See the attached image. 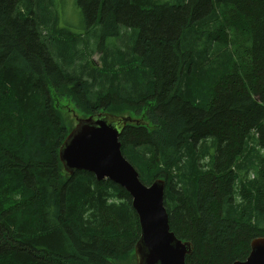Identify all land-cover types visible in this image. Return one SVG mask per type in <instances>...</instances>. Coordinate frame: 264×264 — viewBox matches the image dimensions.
<instances>
[{
  "label": "trees",
  "instance_id": "obj_1",
  "mask_svg": "<svg viewBox=\"0 0 264 264\" xmlns=\"http://www.w3.org/2000/svg\"><path fill=\"white\" fill-rule=\"evenodd\" d=\"M75 1L104 56L87 72L71 70L84 35L60 34L53 0H0V264L134 260L129 193L60 164L73 119L53 91L90 116L146 109L122 152L145 186L166 181L185 262L245 261L264 238V0ZM127 32V51L109 45Z\"/></svg>",
  "mask_w": 264,
  "mask_h": 264
},
{
  "label": "water",
  "instance_id": "obj_2",
  "mask_svg": "<svg viewBox=\"0 0 264 264\" xmlns=\"http://www.w3.org/2000/svg\"><path fill=\"white\" fill-rule=\"evenodd\" d=\"M132 121L103 112L78 119L59 150L60 164L70 176L89 172L98 181L109 180L129 193L141 228L135 264H187L194 245L171 231L164 198L166 181L158 179L145 186L122 152L120 137ZM250 247L248 258L234 264H264V238L253 240Z\"/></svg>",
  "mask_w": 264,
  "mask_h": 264
},
{
  "label": "rangeland",
  "instance_id": "obj_3",
  "mask_svg": "<svg viewBox=\"0 0 264 264\" xmlns=\"http://www.w3.org/2000/svg\"><path fill=\"white\" fill-rule=\"evenodd\" d=\"M55 3V6L52 9H57L59 16L61 18L58 19V22L61 23V31L60 34L64 31V28H67L71 34H74L76 38V35L83 34L84 39L82 38L78 43V50L81 52L80 58L77 59L75 62V65L71 68L73 71L81 72L85 71L84 69L86 66L90 65L93 68H101L103 65V53L97 48L95 45V35L90 34V32H86L87 25L85 24L81 15V11L76 5L75 0H53ZM44 17V16H43ZM63 29V30H62ZM126 33L123 32V36ZM59 34V33H57ZM135 32L134 35H132L131 32H127V36L123 38V36L119 39H112L109 41V45L113 46V44L120 49H123L127 51V45L132 44L134 40L136 39ZM54 35V34H53ZM56 35H54L55 37ZM99 37V35H98ZM88 64V65H87ZM87 72V71H85ZM98 89V88H97ZM53 100L55 101L57 108L59 112L63 114V119L66 118L73 119V129L76 127L78 123V119H86L90 117L88 115V112L85 111V109L80 106L74 97L72 96V93L70 91H66L63 93H55L53 91ZM112 115H116L119 117H130L132 118L133 123H148L146 118V109H131V108H122L120 111H115V113H111ZM68 125V123H67ZM72 132V131H71ZM35 152V151H32ZM36 153V152H35ZM204 163H208V159L205 160ZM131 258L134 260L132 264L136 263V257H135V251L131 255ZM126 262H122L121 264H125Z\"/></svg>",
  "mask_w": 264,
  "mask_h": 264
}]
</instances>
